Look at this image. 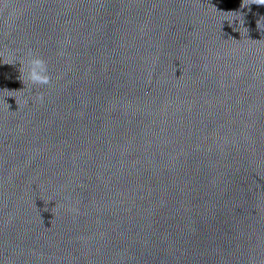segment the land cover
I'll list each match as a JSON object with an SVG mask.
<instances>
[{
	"label": "water",
	"instance_id": "water-1",
	"mask_svg": "<svg viewBox=\"0 0 264 264\" xmlns=\"http://www.w3.org/2000/svg\"><path fill=\"white\" fill-rule=\"evenodd\" d=\"M0 264H264V3L0 0Z\"/></svg>",
	"mask_w": 264,
	"mask_h": 264
},
{
	"label": "clouds",
	"instance_id": "clouds-1",
	"mask_svg": "<svg viewBox=\"0 0 264 264\" xmlns=\"http://www.w3.org/2000/svg\"><path fill=\"white\" fill-rule=\"evenodd\" d=\"M260 3H264V0H259ZM34 64L39 67L41 62L39 60L34 61ZM32 78L36 82H41V83H47V78L46 77H41L37 74L36 68L34 67L32 70Z\"/></svg>",
	"mask_w": 264,
	"mask_h": 264
}]
</instances>
